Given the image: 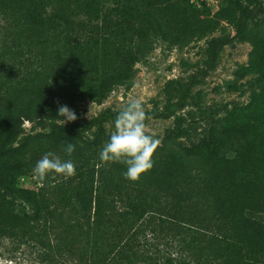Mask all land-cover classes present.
Returning a JSON list of instances; mask_svg holds the SVG:
<instances>
[{
    "label": "trees",
    "instance_id": "trees-1",
    "mask_svg": "<svg viewBox=\"0 0 264 264\" xmlns=\"http://www.w3.org/2000/svg\"><path fill=\"white\" fill-rule=\"evenodd\" d=\"M22 1L36 7L18 38L17 64L4 71L14 95L0 109V219H7L6 236H23L13 227L41 217L37 194L18 185L26 164L72 143L75 151L63 158L74 162L76 175L67 177L61 190L79 205L75 225L88 240V264L153 258L144 239L148 232L201 235L211 251L223 249L221 243L244 250L245 259L234 264H264V38L253 44L243 68L245 74H258V91L250 101L227 110L224 124L203 129L192 145L175 140L174 128H168L153 168L133 182L123 175L125 165L100 160L98 151L111 134L102 124L93 136L83 130L90 124L49 125L47 133L15 139L27 121L47 127L60 105L76 112L83 100L101 102L130 83L136 64L156 42L187 45L218 28L220 19L195 17L188 0H115L110 8L104 0ZM240 1L232 0L238 7L232 19L242 31L264 6L262 0H245L252 7H241ZM246 117L252 123L244 133L245 149L226 160L223 174L208 173L206 167L236 143ZM45 140L50 144L43 145Z\"/></svg>",
    "mask_w": 264,
    "mask_h": 264
},
{
    "label": "rangeland",
    "instance_id": "rangeland-1",
    "mask_svg": "<svg viewBox=\"0 0 264 264\" xmlns=\"http://www.w3.org/2000/svg\"><path fill=\"white\" fill-rule=\"evenodd\" d=\"M114 1L104 0L105 7H112ZM188 3L195 17L208 14L218 17L219 27L184 46L169 47L156 42L136 64V73L130 83L117 86L101 102L93 98L80 102L75 122L61 125L56 117L44 128L36 121L23 123L15 143L30 134L49 132V125L70 128L90 124L83 130L93 136L99 123L112 133L117 113L132 100H139L151 116L146 123L160 144L168 128H174L175 140L192 145L203 129L224 124L227 110L247 104L258 91V74H245L243 68L253 44L264 38V12L247 19L243 30L239 31L232 19L238 7L232 0H188ZM262 3L264 6V0ZM239 4L252 7L245 0ZM35 7L22 0H0V109L6 108L14 95L4 80V71L13 62L17 64L20 53L17 41L28 22L29 10ZM223 40L228 42L214 46ZM246 118L239 123L240 135L236 143L206 167L208 173L223 174L226 160L245 149L244 133L252 123ZM45 142L43 145L50 144ZM169 145L171 150L176 149L174 144ZM51 152L64 160V148ZM36 162L26 164L18 185L37 194L42 206L40 220L14 226L15 231L23 235L15 238L6 236L3 230L8 225L6 217L0 219V264H88V240L75 225L80 218L79 205L61 190L66 177L51 174L42 185L33 172ZM144 239L150 243L153 258L150 254L139 256L133 264H167V261L170 264H234L232 261L245 259L244 250L238 246L229 247L227 243H221L223 249L220 251H211L206 247L208 240L201 235H151L148 232Z\"/></svg>",
    "mask_w": 264,
    "mask_h": 264
},
{
    "label": "clouds",
    "instance_id": "clouds-1",
    "mask_svg": "<svg viewBox=\"0 0 264 264\" xmlns=\"http://www.w3.org/2000/svg\"><path fill=\"white\" fill-rule=\"evenodd\" d=\"M89 114V113H88ZM58 123L65 125L75 122L78 116L67 105L57 109ZM151 116L139 100H132L117 113L114 131L100 152L104 163H120L126 166L124 177L136 182L154 166L153 156L160 145V140L149 132L146 121ZM68 156L75 151V145L68 143L65 149ZM37 180L43 185L51 174L64 177L76 175V166L71 159L62 160L54 152L45 153L33 169Z\"/></svg>",
    "mask_w": 264,
    "mask_h": 264
}]
</instances>
